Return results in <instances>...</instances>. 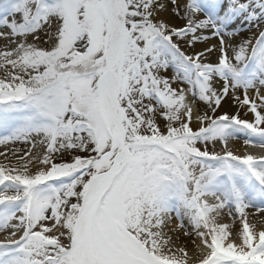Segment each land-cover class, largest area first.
Returning a JSON list of instances; mask_svg holds the SVG:
<instances>
[{
    "label": "snow or ice",
    "instance_id": "6c2138e0",
    "mask_svg": "<svg viewBox=\"0 0 264 264\" xmlns=\"http://www.w3.org/2000/svg\"><path fill=\"white\" fill-rule=\"evenodd\" d=\"M0 41V264H264V0H0Z\"/></svg>",
    "mask_w": 264,
    "mask_h": 264
},
{
    "label": "bare ground",
    "instance_id": "6f19581e",
    "mask_svg": "<svg viewBox=\"0 0 264 264\" xmlns=\"http://www.w3.org/2000/svg\"><path fill=\"white\" fill-rule=\"evenodd\" d=\"M176 23H179V21H176ZM250 35V33H246V36ZM3 42L0 41V44H2ZM225 108H227L230 112H234L235 109H231L228 107V105L226 104L224 106ZM241 119H251V116H245L243 114V111H241ZM243 138V137H241ZM234 144V143H233ZM231 145V143H230ZM16 147H22V145H17ZM235 152H241L242 154H244L245 152H247L248 154H252L254 156H264V149L261 150H257L260 148H256V147H251V146H245L244 144H241V142L239 144H236L235 147ZM5 151V149L3 147H0V152ZM0 162H4L3 157H0ZM250 213H255L254 209H249L248 210ZM249 221L251 223H255L257 226V230H264V213H256V214H250L249 215ZM5 236V233H0V240H3ZM183 237H181V242H183ZM189 250L191 251V246L189 245Z\"/></svg>",
    "mask_w": 264,
    "mask_h": 264
},
{
    "label": "rangeland",
    "instance_id": "374dc122",
    "mask_svg": "<svg viewBox=\"0 0 264 264\" xmlns=\"http://www.w3.org/2000/svg\"><path fill=\"white\" fill-rule=\"evenodd\" d=\"M244 36H246V33L243 34ZM23 147V146H22Z\"/></svg>",
    "mask_w": 264,
    "mask_h": 264
}]
</instances>
